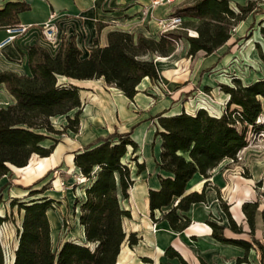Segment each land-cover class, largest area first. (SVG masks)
Returning a JSON list of instances; mask_svg holds the SVG:
<instances>
[{
  "label": "trees",
  "instance_id": "16d2710c",
  "mask_svg": "<svg viewBox=\"0 0 264 264\" xmlns=\"http://www.w3.org/2000/svg\"><path fill=\"white\" fill-rule=\"evenodd\" d=\"M27 9L29 5L25 2L6 3L0 9V27L17 25L18 14ZM252 11V2L232 5L230 0H190L172 13L183 19L179 28L160 33L158 39L111 30L106 45L100 46L94 41L87 56L74 38L65 36L61 37L54 54L39 44L29 46L28 75L0 72V84L14 98L13 103L0 107V180L11 174V165H27L33 154L49 156L59 142L58 138L50 136L51 133L79 131L83 107L79 88L59 82L60 76L103 78L132 99L143 78L152 82L159 79L155 56L170 55L181 39L188 43V57L193 58L200 51L209 55L227 43L232 29ZM102 26L97 23V32ZM191 29L196 32L195 36L188 34ZM258 55L264 63V53L260 51ZM219 88L227 95L219 116L198 108L193 113L181 111L174 115H164V110L153 118L156 120L154 137L160 140L157 165L168 175L158 174L159 188L148 190L149 217L154 223L167 221L175 232L190 225L187 212L191 206L206 201L205 188L210 171L223 159L235 160L238 152L248 144V131L259 127L257 118L264 109V77L249 83L232 77L230 84L222 83ZM57 116L66 119L61 130L55 129L50 120ZM130 135L131 131L115 130L73 153V164L79 170L77 176L83 180L80 184L82 197L74 199L73 208L78 209L84 242L68 239L53 247L48 211L55 206L56 200L45 194L49 186L41 184L44 176L25 188L27 200L10 199V206L22 211L11 264H116L123 244L127 242L132 246L138 242L134 232L126 235L123 220L130 217V211L121 205L134 184L131 165L136 167L137 173L145 168L134 155L138 144ZM47 139L52 143L46 146ZM128 153L131 156L126 159ZM196 174L205 179L202 188L187 191ZM8 183L0 186V190ZM219 203L225 211L220 197ZM256 209V203H242L250 240L228 238L223 225L205 221L213 239L243 249L245 257L237 258V263L245 261L248 251L255 247L260 254L259 263L264 264V244L254 236ZM8 220L6 212L0 214V227ZM228 221L233 231L242 232L232 220L228 218ZM164 256L177 258L180 264H189L172 246L164 249ZM142 261L152 263L148 257H143ZM199 262L208 264L203 259ZM0 264H6L1 239Z\"/></svg>",
  "mask_w": 264,
  "mask_h": 264
},
{
  "label": "crops",
  "instance_id": "0c3cea01",
  "mask_svg": "<svg viewBox=\"0 0 264 264\" xmlns=\"http://www.w3.org/2000/svg\"><path fill=\"white\" fill-rule=\"evenodd\" d=\"M18 1L25 2L29 5V9L20 12L17 16L18 24L26 26L27 29L24 34L15 37L12 42L5 43L0 48V72L12 71L17 74L25 75L29 74L27 59V50L29 46L32 44H39L46 48L51 54H54L58 48V46H49L43 40L39 31V25L49 18L57 24L61 36H65L68 39L74 38L76 45L81 49L83 54L87 56L89 49L94 45V41L100 46L106 45L107 34L111 30H122L134 34L141 33L146 37L158 39L159 34L162 33L161 28L157 23L158 20L170 16L177 7V4L158 6L149 9L147 14L144 15L142 9L148 5V0H0V9L8 2ZM180 1H185L186 3L188 0ZM186 4H182V6ZM51 15L53 16L51 17ZM98 22L103 24L99 32H97ZM195 35L196 32L193 33V36ZM7 36L6 29L0 27V43L5 41ZM223 47L224 45L209 55H205L204 52L200 51L193 57V62L196 61L197 65H200V67H205L210 64H219V58L224 53ZM187 49L188 43L186 40H183L181 41V47H176L170 55L154 57L159 78L164 83L170 86L172 85L174 88L179 86L178 77L182 76L181 73L178 74V68H181L184 66V63L186 64L192 60V58L188 57L186 54ZM173 69L176 70V74ZM60 78L63 79L62 82L73 84L79 88L80 98L83 103L79 116V131L77 133L67 132L69 135L63 139V141L56 144L53 152L49 156H38L37 158L31 157L27 165L23 167L11 165V169L20 172L23 181L26 184H31L44 176L49 168L58 165L61 162L64 153L67 152V161L72 165L71 170L73 173L77 174L79 173V170L73 164V153L75 151L84 147L96 138L104 137L115 130L118 132L131 131L130 136L138 144V148L139 144H142V142L154 143L153 162L155 171L149 178L148 184H146L144 189H140V194L137 195V198L141 199L144 211H146L149 216L148 190L159 188L158 174L163 176L168 175V173L161 170L157 165L160 154V140L159 138L154 137L156 120L153 118L156 114L164 110H166L164 115H174L183 111V109L176 110L175 106L177 102L174 100L175 96L170 97L165 106H159L160 99L158 97L156 99L154 98V101L151 100L152 96L150 93L154 96L155 92L148 90L149 94H144L142 91L145 86L152 88L151 84L153 82L147 77L143 78L139 83L137 86L138 92L132 99L126 97L116 87L107 84L103 78L73 79L60 76L58 81H60ZM141 85L143 86L141 87ZM180 90L182 89H177V92ZM224 95L227 96L226 94ZM13 102L14 98L1 83L0 107H6ZM132 103H136L137 107H133ZM198 108H205L210 114L216 116H219L222 113V109L212 113L206 107L200 106ZM69 115H71V112ZM63 117L66 122L65 116ZM150 119L153 121L152 125H149ZM34 155L37 156V154ZM224 160L225 159L222 161ZM139 162H143L145 168L140 173H137L136 167L131 165L132 178L134 179L133 186L136 184V177L142 176L146 171L145 162ZM220 163L210 171V176L208 178L209 183L205 188L206 201L204 203L192 205L187 212L191 223L186 229L181 232H175L169 227L167 221L161 220L157 223L158 230L155 236V243L157 249H159L162 254H164V249L167 246H172L187 261L196 263L197 261L199 262V259H203L208 264H212V254L214 253V250L218 249L220 245H225V243L218 242L210 236L211 228L209 225L205 224L206 220H211V217L215 212L219 211L220 191H222L225 186L222 170H215ZM197 178V183L192 185V182ZM204 181L205 179L202 175L196 174L189 182L187 191H200ZM27 186L20 188V190H17L14 193L11 192V197L27 200L29 198L27 197L28 190L25 189ZM45 194L54 198L46 192ZM82 194L83 190L81 196L78 198H81ZM54 199L56 200V198ZM241 204L242 199H238L231 207V211L236 218H238L240 214ZM49 211L48 218L53 247H58L62 242L68 239H76L78 242H84L83 229L78 223V209H75V218L78 229L77 235H74V237L71 238L64 236L62 239H58L59 231L61 229V218L55 216L52 213V209ZM0 214L2 213L0 212ZM18 215L19 222L16 224L15 228V240L11 251V262L17 245V230L20 228L22 211L18 212ZM126 218L129 219L130 217ZM132 232L135 233L134 230ZM153 243V241L148 242V244L151 245ZM235 247L241 248L236 245ZM146 257L153 260L149 255H146ZM164 257L167 258L166 256ZM167 259L168 261H172L173 264H177V262L175 263V258ZM177 261L179 262L178 259ZM11 262L9 264H11ZM152 263L131 260L123 248H121L116 261V264Z\"/></svg>",
  "mask_w": 264,
  "mask_h": 264
},
{
  "label": "rangeland",
  "instance_id": "374dc122",
  "mask_svg": "<svg viewBox=\"0 0 264 264\" xmlns=\"http://www.w3.org/2000/svg\"><path fill=\"white\" fill-rule=\"evenodd\" d=\"M230 2L232 5L237 3L243 5L247 2H252L253 11L232 29L231 39L223 47L224 53L219 58V64L200 67L196 61L193 62L192 58L191 61L184 63V66L178 68V74H182L181 77H178V87L174 88L172 85L164 83L161 79V85L153 82L151 84L152 88L143 87L142 91L144 94H149L148 90L155 92L154 96L150 93L152 101L158 97L160 99L159 106L162 107L167 104L166 102H168L170 97L175 96L174 100L177 102L176 110L183 109V111L193 113L198 107L203 106L215 113L214 111H219L220 109L223 111L227 100V96L219 88L220 84H230L232 77L240 78L242 83H249L264 77V63L258 55L260 51L264 53V0H230ZM186 3L178 0L176 3L177 7L173 12ZM191 31L192 33L195 32L192 29ZM183 40L178 41V48L181 47V41ZM173 71L176 74V70L173 69ZM59 80V82H62L63 79L60 78ZM177 89L182 90L177 92ZM132 105L137 107L136 103H132ZM73 113L74 111L71 112L70 116ZM50 120L57 130H61L62 126L66 124L63 116H57ZM257 123L259 127L248 131V144L238 152L235 160L231 158L225 159L215 169L217 171L221 169L224 177L225 186L220 191V201L223 203L225 211L219 206V211L215 212L211 220L225 227L224 235L226 237L250 240V236L247 233L249 225L242 210V204L238 218L234 217L231 207L238 199H242V203H256L254 236L264 244V109ZM152 124L153 121L150 119L149 125ZM68 135L66 132L63 134L51 133L50 136L58 138L59 142H61ZM51 143L52 140L47 139L44 145L47 146ZM153 144L142 142L134 154L137 156L138 161L145 162L146 171L142 176L136 177V184L130 189L129 198L123 199L121 205L130 211V218L124 219L123 222L126 235L134 230L138 242L132 246L125 242L121 248L126 251L131 260L136 262H143L142 258L149 255L153 258L152 264H173L172 261H168V257L165 258L164 254L157 249L155 236L158 225L150 219L143 209L141 199L137 198V195L140 194V189H144L155 171ZM67 154V152L64 153L58 165L48 169L41 183H46L49 186L46 193L57 200L54 204L55 207L52 208V213L61 218V229L58 239H62L64 236L71 238L78 233L73 202L76 197L81 196L82 187L80 184L82 182H79L77 174L71 170L72 165L67 161ZM129 156H131V153L127 154L126 159ZM31 157L37 158L38 155L33 154ZM197 181L198 178L192 182V185L196 184ZM7 182L9 183L4 189L0 190V212L2 214L6 212L9 220L0 228V239L4 250L11 257L15 240V228L19 222L17 208L10 206L11 192L14 193L30 184H26L22 179V174L13 169H11V174L8 177L0 180V186ZM248 208L252 209V207ZM157 215L161 216L160 213ZM228 218L242 232L233 231L229 226ZM149 241L154 243L152 245L148 244ZM212 256V264H229V262L230 264H260V254L255 247L248 251L245 261L241 263H237L236 259L245 257L244 251L232 244L220 245L218 249L214 250ZM175 259V263L180 264L177 258ZM187 262L189 264H199L198 261L196 263Z\"/></svg>",
  "mask_w": 264,
  "mask_h": 264
},
{
  "label": "built area",
  "instance_id": "2783aa9c",
  "mask_svg": "<svg viewBox=\"0 0 264 264\" xmlns=\"http://www.w3.org/2000/svg\"><path fill=\"white\" fill-rule=\"evenodd\" d=\"M178 2V0H148V5L145 6L142 9V13L144 15L147 14V12L149 11V9L158 7V6H169L172 4H176ZM53 15H51L52 17ZM183 19L179 16H175V15H170L168 17H164L158 20V25L161 28L162 32H166L169 30H174L179 28V26L181 25ZM7 31V38L5 39V41L0 43V48L8 42H12L15 37L22 35L26 32L27 27L23 26V25H15L13 27H7L5 28ZM39 31L40 34L43 38V40L52 47H56L59 46L60 41H61V33L60 30L57 26V24H55V22H53L51 20V18H49L48 20H46L45 22L41 23L39 25ZM189 35H193L192 31H188ZM180 42V41H179ZM179 42H177L176 47L179 45ZM161 80L160 78L156 81V83L160 84ZM161 85V84H160ZM259 121V117L257 118V122ZM79 182H82L83 180L77 176ZM5 223L2 225L4 226ZM1 226V227H2ZM0 227V228H1ZM4 255H5V262L6 264H9L11 262V257H9V254H7V252L4 250Z\"/></svg>",
  "mask_w": 264,
  "mask_h": 264
}]
</instances>
